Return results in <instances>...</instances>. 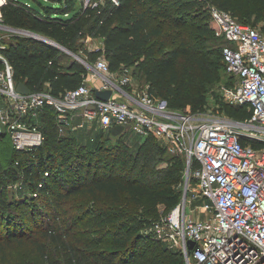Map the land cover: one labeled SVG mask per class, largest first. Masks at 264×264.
Returning a JSON list of instances; mask_svg holds the SVG:
<instances>
[{"label":"trees","instance_id":"obj_1","mask_svg":"<svg viewBox=\"0 0 264 264\" xmlns=\"http://www.w3.org/2000/svg\"><path fill=\"white\" fill-rule=\"evenodd\" d=\"M45 2L34 7L7 0L0 7L2 23L46 37L81 61L63 62L65 50L21 33H9L3 53L17 83L56 97L80 86L89 66L104 58L112 72L128 69L133 80L141 74L151 96L171 109L191 104V112H204L210 108L205 92L191 98L183 87L195 70L210 85L219 78V66L225 72L226 40L215 34L207 6L264 29V0H94L85 7L79 0ZM88 38L99 46L82 56L76 48ZM214 96L219 113L248 117L245 106L225 103L221 93ZM54 115L44 107L31 121L43 133L40 146L22 152L13 147L6 163L0 148V249L37 233L44 242L35 250L44 264H185L181 251L150 242L144 232L162 216L160 207L170 212L180 202L175 185L186 169L184 156L169 153L152 135L135 155L123 142L114 149L101 141L88 148L70 131L59 134ZM6 139L0 135V143ZM156 154L167 157L164 167L151 164ZM15 184L29 190L30 201L10 200Z\"/></svg>","mask_w":264,"mask_h":264},{"label":"built area","instance_id":"obj_2","mask_svg":"<svg viewBox=\"0 0 264 264\" xmlns=\"http://www.w3.org/2000/svg\"><path fill=\"white\" fill-rule=\"evenodd\" d=\"M79 1L84 7L96 4ZM210 14L215 34L226 40L222 60L233 79L221 97L227 104L245 106L247 118L173 110L166 100L152 97L147 84L131 94L126 91L133 85L130 71L112 72L104 58L89 68L102 78L97 89L112 90L106 101L96 97L86 79L61 97L44 90L21 94L0 40V135H8L18 152L40 146L43 133L31 121L44 107L54 110L59 134L93 122L103 129L130 126L142 137L152 135L186 163L185 192L161 219L168 248L181 251L185 264H264V29L240 23L217 7ZM3 27L6 35L26 34ZM75 117L80 122L74 123ZM198 199L203 205L192 208ZM189 241L194 242L191 252Z\"/></svg>","mask_w":264,"mask_h":264},{"label":"rangeland","instance_id":"obj_3","mask_svg":"<svg viewBox=\"0 0 264 264\" xmlns=\"http://www.w3.org/2000/svg\"><path fill=\"white\" fill-rule=\"evenodd\" d=\"M6 1L7 0H2L0 2V7L3 4H5ZM21 1H24L26 3L30 2V4H32L34 7H39V3H41L42 5H46V3H48V2H45L44 0H21ZM212 7H216V5H212V4L208 5L207 10ZM207 13L208 12L206 11V14ZM3 25L4 24L2 23L1 13H0V37H1L0 40L2 44L6 45V42L11 40V36L5 34L6 31ZM98 46H99L98 41L91 40L88 38L83 42V46L76 48V50H78V53L84 56L88 49H95ZM65 52L66 53H61V61L66 62V63L69 62L70 60H77L79 62L81 61V55L76 54L74 52H70V51L68 52L65 51ZM77 56L79 58H77ZM177 68L180 74V78H182V76H184V73L182 71V67L179 64V62H178ZM134 71H135V74H137L136 72H138V70L134 69ZM218 74H219V78L213 83V85H210L209 83H205L204 77H202V75L199 73L198 70H195L194 72H192V74L189 75L185 79V85L183 88H184V91L187 93L188 97L192 98L196 96L200 91L205 92L210 102V108H208L204 112L216 113L217 111L215 110V108L217 107L213 103V100L215 98L214 94L221 93V91L225 87L232 85L233 83L230 77L227 74H225L221 66H219ZM135 77L137 79L135 78V80H133L132 86H134L133 89L138 90V88L140 89V87L145 85V83H144V79L142 78L141 74L135 75ZM186 110L192 111L191 104H187ZM94 133L95 132L90 133L86 130H82L79 133L82 136L81 137L82 141L86 144L88 148H92L94 146L93 145L94 137H95ZM79 134H77L78 138H79ZM100 134L102 136L101 137L102 139L100 141L112 149H114L117 146V144L122 143V142L128 144L129 145L128 148L132 152V155H135L139 147V143L143 140V137L141 135L137 134L136 132L130 131L126 128H123V127L114 128V129L105 128V129H102ZM0 148L5 155V160H3V163H6L7 160L11 158L12 153H13V145L11 143L9 136H8V139H6L4 143H0ZM166 158L167 157H165V155L159 156L158 154H156V157L154 160L151 161V164L156 166V168L164 167L165 166L164 161L166 160ZM185 172L186 170L184 171L180 182L175 185V188L179 190L182 195L185 189V177H186ZM192 185L195 188V182H192ZM191 193L192 192L188 193L189 197ZM31 196L32 195L28 189L26 188L22 189V188H19V186H16V187L13 186L11 187L9 198L12 202L13 201L21 202L25 200L30 201L29 199L31 198ZM203 203H204V200L198 199L197 201L192 203L190 206L192 208L195 207L196 205L202 206ZM160 212L162 216L158 220L153 221L151 225H149L145 229L144 232L145 234H147V236L151 237L150 242L158 241L160 242V245L162 247L167 248L168 245L164 238L165 232L161 226V219L165 218L170 212L165 210L164 207H160ZM36 234L37 233H33L31 236V239L29 237L23 236L22 237L23 240L20 243L15 244L11 242L9 243V245L5 244L4 246H2V248L0 249V264H44L39 254L35 250L37 248L35 244L44 242V239L37 238ZM33 240H39V241L33 243Z\"/></svg>","mask_w":264,"mask_h":264},{"label":"crops","instance_id":"obj_4","mask_svg":"<svg viewBox=\"0 0 264 264\" xmlns=\"http://www.w3.org/2000/svg\"><path fill=\"white\" fill-rule=\"evenodd\" d=\"M30 3V2H29ZM98 45H99V42H98ZM100 74H99V72H97L95 69L93 70V69H91L90 71H89V73H88V76H87V78H86V81H87V83L91 86V87H93L94 89H97L98 87H100L101 86V84H102V78H101V76H99ZM134 88V86H130V87H127L126 88V91L127 92H129V93H131V94H136V89H133ZM115 96L116 97H118V98H123V99H125V97H123L121 94H115ZM78 122H80V118L79 117H75L74 118V123H78ZM126 128V129H128V130H130V131H133L132 129H131V127L130 126H111V127H109V128ZM102 129L103 128H101L97 123H93V122H90V123H87L86 124V126L84 127V128H81V129H77L76 131H70L71 133H74V135L76 136V138L78 139V141L82 144V145H84V146H86V144L82 141V139H81V135L79 134L82 130H86V131H88V132H90V133H93V132H95L94 133V135H95V137H94V146L92 147V148H94L95 147V144L98 142V141H100L102 138V136H101V134H100V132L102 131ZM69 132V131H68ZM134 132V131H133ZM77 134H79V138L77 137ZM144 138V137H143ZM87 147V146H86Z\"/></svg>","mask_w":264,"mask_h":264},{"label":"water","instance_id":"obj_5","mask_svg":"<svg viewBox=\"0 0 264 264\" xmlns=\"http://www.w3.org/2000/svg\"><path fill=\"white\" fill-rule=\"evenodd\" d=\"M21 31H23L24 33H26V34H28L30 36H33V37L38 38L40 40L46 41V42H48L50 44H53V45H55V46H57V47L65 50V51H67L66 49H64L63 47H61L60 45H58L57 43H55L54 41H52V40H50V39H48L46 37H42V36H39V35H37L35 33H31L29 31H25V30H21ZM77 58H79V57L77 56ZM17 91L19 93L25 94V95H27V94H29L31 92L30 89L24 83H18V85H17ZM95 94H96V97L97 98L106 101L112 95V90L111 89H107V90H99V89H96ZM187 211H189L188 207H187ZM193 246H194V242L193 241H189L188 242V246H187L188 252H191L192 251Z\"/></svg>","mask_w":264,"mask_h":264}]
</instances>
